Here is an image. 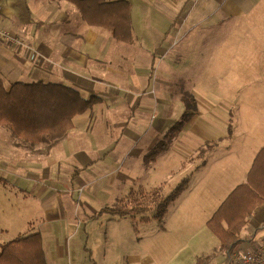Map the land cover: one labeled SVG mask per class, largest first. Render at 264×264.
Instances as JSON below:
<instances>
[{
  "label": "crops",
  "instance_id": "obj_1",
  "mask_svg": "<svg viewBox=\"0 0 264 264\" xmlns=\"http://www.w3.org/2000/svg\"><path fill=\"white\" fill-rule=\"evenodd\" d=\"M129 1L133 39L122 42L115 40L109 29L88 25L67 0H0V74L8 84L59 83L77 89L86 99L93 95L101 98L92 109L76 115L69 135L52 147L31 145L21 139V153L10 156L0 148V178L13 181L18 193L23 191V212L28 209L29 195L41 200L44 216L39 233L47 264H82V255L74 258L71 242L64 243L61 238L67 240L76 233L79 226L74 220L80 217L78 211L90 213V209L96 214L103 202L109 206L110 201L128 196L131 190L144 188L146 154L182 117L175 122L170 119L177 115L173 112L175 102H183L181 92L185 90L175 93L174 80L155 71L174 74L179 69L175 61H167L171 52L164 42L170 33L175 37L178 33V29L168 31V25L179 28L189 24L193 31L201 28L203 32H194L187 41L190 79L186 91L196 98L197 110L176 137L175 145L179 135L185 133L187 141L196 143L197 149L209 141L218 142L219 147L236 133L230 117L236 104L226 102L227 95L210 93L212 88L206 84L212 74H236L239 19L253 13L259 3L194 0L195 7H189V0ZM178 13L182 16L178 17ZM253 25L264 26L260 19ZM261 49L257 47V52ZM262 64L264 54L257 58L255 66ZM4 129L0 125V143H4ZM150 131V138L141 145ZM253 142L256 147L240 159L249 169L264 138H253ZM132 154L134 160L128 162ZM157 159L150 166L152 176L159 169ZM144 170L146 173L141 175ZM2 213L0 204V232L10 228L3 221L8 217ZM57 223H65L64 230L56 233L51 228L53 235L48 236L44 227ZM242 237L235 249L251 251L264 242V204L256 209ZM224 257L220 261L235 264L232 258ZM74 259L79 261L74 263Z\"/></svg>",
  "mask_w": 264,
  "mask_h": 264
},
{
  "label": "rangeland",
  "instance_id": "obj_2",
  "mask_svg": "<svg viewBox=\"0 0 264 264\" xmlns=\"http://www.w3.org/2000/svg\"><path fill=\"white\" fill-rule=\"evenodd\" d=\"M176 1L178 0H170L171 3ZM256 1L259 4L253 13L248 12L239 19L236 74H212L206 84L212 88L210 93L217 97L227 95L226 102L236 104L232 109L233 115H230L236 128L235 135L231 139H225L219 147L217 142V146L204 157H196L197 144L187 141L183 133L179 135L180 141L177 145L175 140L173 147L158 157L156 166L159 169L156 175L150 174L153 162L143 167L148 171L143 183L145 187L135 190L136 192L162 186L164 195H168L183 179L189 180L187 188L179 199L176 198L170 204L162 221L151 218L153 209L138 215L136 219L112 214H98L92 217L89 215L95 212L88 208L90 213L78 211L80 217L74 220L78 221L76 227L79 226L76 233L71 235L70 239L66 240L63 236L61 238L64 243L71 242L74 258L79 257V253L82 255V264H93L95 261V264H195L198 257L211 254L212 264L225 260V255L218 250L220 241L207 227L206 222L227 195L245 181L244 175L249 166L240 159L256 147L253 138H264V64L259 68L255 66L257 58L264 54V26L253 25L256 19H260L264 24V0ZM212 3L215 4L216 1L213 0ZM188 6L195 7L194 0H189ZM136 13L135 11L134 14ZM171 28L175 31L178 29L177 37L170 33L164 46H168L171 52L167 61H175L179 69L174 74H168L162 69L155 71L163 78L174 80V87L177 89L175 93L185 90L181 92L183 94L187 92L190 79L186 67L187 41L194 32L197 35H202L203 32L201 28L193 31L189 24L179 28L167 26L168 31ZM257 47L262 48L260 53L257 52ZM196 78L197 76L194 80ZM222 102L221 99L220 106ZM175 104L173 112L177 115L170 117L174 122L183 115L185 109L182 101ZM3 127L6 128L2 133L4 143H0L3 153L10 156L21 153L22 148L18 144L23 141L17 137L11 126ZM152 132L147 134L141 145L150 138ZM132 160L133 154L127 161ZM203 160H206L208 165L201 167ZM146 170L141 175L145 174ZM17 191L18 187L13 181L0 178V204L4 210L1 215L8 217L3 221L10 225L8 230L0 232V243L37 233L41 229L39 224L43 222L44 216L41 200L36 196L27 195L28 209L23 212L21 202L25 195L23 191ZM119 200L113 203L110 201L111 204L108 205L112 206ZM100 205L102 206H99V210L106 206L105 202ZM145 217L150 219L145 220ZM63 224L47 225L44 229L48 236H51L53 232L50 229L61 233L64 230ZM78 261L79 259L73 260L74 263Z\"/></svg>",
  "mask_w": 264,
  "mask_h": 264
},
{
  "label": "trees",
  "instance_id": "obj_3",
  "mask_svg": "<svg viewBox=\"0 0 264 264\" xmlns=\"http://www.w3.org/2000/svg\"><path fill=\"white\" fill-rule=\"evenodd\" d=\"M74 4L84 21L91 26L110 30L117 41L131 42L132 6L128 0H67ZM185 111L164 137L146 154V163L155 162L158 156L174 142L197 110L196 98L182 94ZM101 100L98 96L84 98L70 86L43 81H16L8 84L0 74V125L11 126L20 139L31 145L49 147L63 141L74 126L76 115L92 109ZM217 146L216 141L205 142L196 157H204ZM204 160L202 165H205ZM183 179L168 195L162 186L148 191L131 190L129 195L112 206L101 208L96 217L104 214L131 216L136 219L153 209L151 218L162 221L170 204L187 188ZM264 204V145L254 157L246 181L238 184L221 202L207 220V227L220 241L219 251L229 260L233 250L243 241L242 232L256 209ZM149 220V217H145ZM213 254L198 257L195 264H212ZM0 264H47L41 233L4 242L0 248Z\"/></svg>",
  "mask_w": 264,
  "mask_h": 264
},
{
  "label": "built area",
  "instance_id": "obj_4",
  "mask_svg": "<svg viewBox=\"0 0 264 264\" xmlns=\"http://www.w3.org/2000/svg\"><path fill=\"white\" fill-rule=\"evenodd\" d=\"M182 14L178 13V17ZM235 264H264V242L254 250L235 249L232 253Z\"/></svg>",
  "mask_w": 264,
  "mask_h": 264
}]
</instances>
